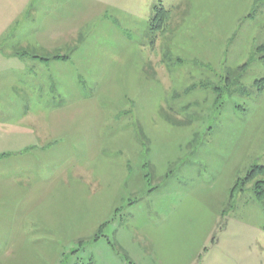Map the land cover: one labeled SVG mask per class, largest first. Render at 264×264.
Instances as JSON below:
<instances>
[{"label":"rangeland","instance_id":"1","mask_svg":"<svg viewBox=\"0 0 264 264\" xmlns=\"http://www.w3.org/2000/svg\"><path fill=\"white\" fill-rule=\"evenodd\" d=\"M74 4L92 11L69 68L41 81L61 123L0 95L53 176L26 207L0 193V264H264V198L233 191L264 166V0Z\"/></svg>","mask_w":264,"mask_h":264},{"label":"crops","instance_id":"2","mask_svg":"<svg viewBox=\"0 0 264 264\" xmlns=\"http://www.w3.org/2000/svg\"><path fill=\"white\" fill-rule=\"evenodd\" d=\"M70 4L71 0H0V95L9 96L15 90L24 97L35 93L37 110L47 113L41 123H61L54 119L65 107L52 102L53 89L45 88L41 82L45 81L44 71L53 75L54 70L69 68L68 55L56 56L77 45L76 37L80 38L92 11L91 4L83 5L80 15L75 4ZM27 99H15L13 104L27 112ZM22 118L20 123H0V159L5 165L0 169V193L7 202L12 197L20 198L17 207H26L31 197L27 194L29 187L31 192L43 183L53 182V176L47 177L38 167L27 168L28 129L21 123ZM29 172L38 173L39 179ZM22 189L26 191L23 195ZM21 229L16 228V232Z\"/></svg>","mask_w":264,"mask_h":264},{"label":"trees","instance_id":"3","mask_svg":"<svg viewBox=\"0 0 264 264\" xmlns=\"http://www.w3.org/2000/svg\"><path fill=\"white\" fill-rule=\"evenodd\" d=\"M169 16L170 11L166 10L164 6L160 5L159 7H157V14L153 20L154 23L152 24V28L161 29L163 25H167ZM259 51L264 53V43L259 46ZM56 57L64 58L66 56L58 54ZM262 57L264 60V55ZM262 175H264V166L253 167L246 177H244L243 179H239L235 183L233 191L238 189H244V187L247 186L249 183H253L257 196L259 198H264V179H260Z\"/></svg>","mask_w":264,"mask_h":264}]
</instances>
